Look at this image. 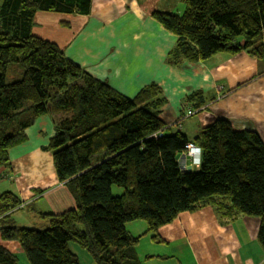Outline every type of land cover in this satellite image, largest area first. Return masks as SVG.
I'll return each instance as SVG.
<instances>
[{
  "label": "trees",
  "instance_id": "trees-1",
  "mask_svg": "<svg viewBox=\"0 0 264 264\" xmlns=\"http://www.w3.org/2000/svg\"><path fill=\"white\" fill-rule=\"evenodd\" d=\"M180 1L183 13L150 14L175 39L168 65L239 53L264 64V0ZM91 4L0 0V168L9 166V151L27 141L35 120L50 117L54 133L42 150L60 156L55 177L75 201L60 214L37 213L44 229L36 230L15 225L11 214L22 202L4 192L0 242L18 243L28 264H81L73 249L91 264H141L140 237L128 233L127 223L144 222L145 234L159 243V228L181 213L210 207L220 221L256 219L264 252V142L256 132L234 131L224 119L192 138L171 132L173 125L160 118L166 99L156 84L128 98L34 32L39 13L78 20L90 14ZM205 101L201 91L185 98L193 110ZM189 143L200 160L197 170L182 172L175 157ZM114 186L122 189L119 196L112 195ZM0 264H19V258L0 245Z\"/></svg>",
  "mask_w": 264,
  "mask_h": 264
},
{
  "label": "crops",
  "instance_id": "crops-1",
  "mask_svg": "<svg viewBox=\"0 0 264 264\" xmlns=\"http://www.w3.org/2000/svg\"><path fill=\"white\" fill-rule=\"evenodd\" d=\"M91 1L90 14L78 20L37 14L42 27L34 32L62 47L65 56L85 72L128 98L156 84L166 99L160 118L173 125L171 132L180 131L192 138L199 129L224 119L234 131H254L264 142V74L256 78L264 73L262 62L246 53L217 54L204 62L171 67L165 59L175 39L150 14L155 10L178 12L177 0H158L160 5L154 9L143 5L151 6L156 0ZM193 91H201L206 103L196 114L187 116L189 110L195 111L185 102ZM53 133L50 117L37 118L25 132L27 141L9 151V166L0 168V195L11 192L22 205H28L21 210L32 209L28 215L38 220L37 213L60 214L75 206L55 177L54 163L60 156L42 150ZM197 168L192 167V171ZM257 227L256 219L242 216L220 221L206 207L179 214L159 228V243L149 238L143 241L146 250L139 252L141 239L136 254L141 264H264V252L256 241ZM126 230L145 238L141 221L127 223ZM0 245L19 260L25 258L18 243ZM73 252L91 264L83 253Z\"/></svg>",
  "mask_w": 264,
  "mask_h": 264
},
{
  "label": "rangeland",
  "instance_id": "rangeland-1",
  "mask_svg": "<svg viewBox=\"0 0 264 264\" xmlns=\"http://www.w3.org/2000/svg\"><path fill=\"white\" fill-rule=\"evenodd\" d=\"M98 3H99V0H98ZM151 4H152L151 6H148V5H143V6H144V8L150 7V9H154V8H157V6L160 5L158 0H156L154 3H151ZM175 4H177L178 12L179 13H183V11H184L183 2H181L180 0H177L175 2ZM39 27H42V25H41L40 21L36 19V22L34 23V29L39 28ZM111 193H112L113 196H119L122 193V189L114 186L111 189ZM30 212H31V210H18V211H15L14 213L11 214V218L17 224H19V226H21V227H27V228H32V229H36V230H43L44 229V224L40 220H38L37 218L30 217L28 215ZM142 223L145 226V230H146V224L144 222H142ZM144 235H145V238H142V237L139 236L140 237L139 241L141 239H144V240H141L142 241L141 244H140L139 241L137 243V246L140 244L139 252L140 251L142 252V251L146 250V246H145V244H143L144 243L143 241H148V239L151 237L149 234L146 235L144 233ZM19 264H28V262H27V260L25 258H23V259L19 260ZM81 264H86V263L83 260H81Z\"/></svg>",
  "mask_w": 264,
  "mask_h": 264
},
{
  "label": "built area",
  "instance_id": "built-area-1",
  "mask_svg": "<svg viewBox=\"0 0 264 264\" xmlns=\"http://www.w3.org/2000/svg\"><path fill=\"white\" fill-rule=\"evenodd\" d=\"M201 110V109H199ZM199 110L191 111L189 110L187 112V116H193L196 114ZM199 150L191 143L184 146V152L180 155V158L177 160L179 163V168L182 172H185L186 169V161L190 162V165L192 167H196L199 164L200 156H199ZM24 208V205H20L15 210H21Z\"/></svg>",
  "mask_w": 264,
  "mask_h": 264
},
{
  "label": "water",
  "instance_id": "water-1",
  "mask_svg": "<svg viewBox=\"0 0 264 264\" xmlns=\"http://www.w3.org/2000/svg\"><path fill=\"white\" fill-rule=\"evenodd\" d=\"M199 154H200V152H199ZM199 156H200V155H199ZM175 158H176V160H178V159L180 158V156L178 155V156H176ZM185 171H186V172H191V171H192V166H191V165L186 166Z\"/></svg>",
  "mask_w": 264,
  "mask_h": 264
},
{
  "label": "clouds",
  "instance_id": "clouds-1",
  "mask_svg": "<svg viewBox=\"0 0 264 264\" xmlns=\"http://www.w3.org/2000/svg\"><path fill=\"white\" fill-rule=\"evenodd\" d=\"M202 151V150H201Z\"/></svg>",
  "mask_w": 264,
  "mask_h": 264
}]
</instances>
